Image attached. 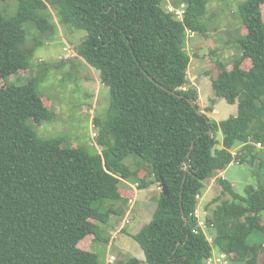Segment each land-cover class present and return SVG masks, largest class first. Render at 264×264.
I'll return each mask as SVG.
<instances>
[{
	"label": "trees",
	"instance_id": "16d2710c",
	"mask_svg": "<svg viewBox=\"0 0 264 264\" xmlns=\"http://www.w3.org/2000/svg\"><path fill=\"white\" fill-rule=\"evenodd\" d=\"M16 1L14 14L0 9V82H6L0 86V264H101L79 244L90 235L108 241L98 225H108L120 213L116 206L129 202L120 184L131 179L139 190L163 181L169 196L160 193L152 222L134 236L145 260L116 264H207L215 249L229 264H261L264 183L242 195L220 175L233 163L256 161L257 145L264 147V0L240 6L241 56L231 68L218 61L211 77L212 104L238 105L236 116L220 122L188 87V32L208 35L209 0H182L183 21L167 11L166 0ZM49 6L59 9L64 25L87 33L78 54L110 90L105 121L94 120L101 151L40 137L34 125L52 120L38 90L42 78L9 82L32 67L36 49L26 48L28 26L55 32ZM130 155L141 159L136 170L125 164ZM212 179L231 198L213 210L206 206L210 243L193 214Z\"/></svg>",
	"mask_w": 264,
	"mask_h": 264
},
{
	"label": "rangeland",
	"instance_id": "374dc122",
	"mask_svg": "<svg viewBox=\"0 0 264 264\" xmlns=\"http://www.w3.org/2000/svg\"><path fill=\"white\" fill-rule=\"evenodd\" d=\"M181 1L166 0L164 7L177 6ZM246 1L209 0L208 14L204 19L209 29L208 35L188 36L186 44V50L192 57L188 69L190 80L188 87L201 88V93L197 89L199 105L204 112L208 108L216 107L218 112L207 111L206 114L217 122L227 120L238 112L237 104L230 105L223 99H216V104L213 105L212 99L213 97L215 99V96L210 84L211 77L214 74L218 75V61L231 68L241 56L236 39L245 34L246 27L240 18L239 9ZM17 7L16 0H0V9L8 15L14 14ZM262 11L264 16V6ZM47 13L55 26V32L42 33L33 24L28 26L26 48L36 49L32 67L27 71H20L11 77L9 82L25 85L32 78H42L38 90L52 113V120L41 126L34 125L40 137L45 139L63 137L67 147H94L101 151L96 143L99 129L95 127L94 120L99 118L102 122L105 121L110 108V90L102 84L100 72L78 54V48L87 38V33L64 25L57 7L49 6ZM207 72H211V75L208 76ZM0 86L5 87L6 82H0ZM218 140L220 144L217 148L222 149L221 133ZM259 146H257L259 158L256 161L233 163L224 172L225 179L239 194L243 195L247 186L258 187L264 183V165L261 166L262 160L264 164V147L260 149ZM140 163L141 159L136 155H130L125 160V164L133 170H136ZM150 172V168L145 165L142 175L148 179L151 176ZM135 185L133 179L120 184L122 189H130L134 193L128 198L127 204L121 203L116 206L121 212L112 216L108 225H98L100 237L108 241H100L95 235H90L79 244L82 250L98 254L101 264H116L131 257L145 260V254L134 236L152 222L157 206L156 198L162 191L157 182L142 191ZM203 198V206L209 205L213 210L222 203V200L231 197L222 196V187L217 183V179H212L206 184ZM218 198L221 200L212 205ZM262 216L264 219V212ZM255 243L256 240L252 236L250 244ZM260 263L264 264V253Z\"/></svg>",
	"mask_w": 264,
	"mask_h": 264
},
{
	"label": "built area",
	"instance_id": "2783aa9c",
	"mask_svg": "<svg viewBox=\"0 0 264 264\" xmlns=\"http://www.w3.org/2000/svg\"><path fill=\"white\" fill-rule=\"evenodd\" d=\"M169 13L174 14L175 18L179 21H183L185 15L186 5L184 3L179 6L168 5L166 7ZM189 36L194 37V33L188 32ZM234 155L236 152L233 153ZM160 189L162 191V186L160 185ZM203 196H197L198 205L194 211V218L197 220L198 226L200 230H202L208 237V241L210 243L213 242V237L209 234V224L207 218L209 217V211L205 206H203ZM207 264H229L227 260V256L225 254H221L219 252L214 251L213 256L208 260Z\"/></svg>",
	"mask_w": 264,
	"mask_h": 264
},
{
	"label": "crops",
	"instance_id": "0c3cea01",
	"mask_svg": "<svg viewBox=\"0 0 264 264\" xmlns=\"http://www.w3.org/2000/svg\"><path fill=\"white\" fill-rule=\"evenodd\" d=\"M192 62V61H191ZM199 78V77H198ZM194 79V78H193ZM212 86V80H211V84H210V87ZM197 89L200 91V93H201V88L198 86L197 87ZM213 95H214V93H213ZM213 99H214V97H213ZM233 106H235V105H233ZM238 106V105H237ZM200 107H201V105H200ZM213 112H218V110L216 109V107L213 109ZM238 113V112H237ZM237 115V114H236ZM235 115V116H236ZM258 146V145H257ZM260 147V149L262 148L261 146H259ZM225 172V171H224ZM224 172L223 173H221V177L222 178H224L225 179V177H224ZM136 186V185H135ZM121 191H122V194H123V196H124V198L125 199H127L128 200V198L134 193V192H132V190H126V189H122L121 188ZM140 191H142V190H140ZM120 211V210H119ZM121 212V211H120ZM214 251H216V252H218L216 249L214 250ZM140 260H142V259H140ZM144 261V260H143Z\"/></svg>",
	"mask_w": 264,
	"mask_h": 264
},
{
	"label": "water",
	"instance_id": "95a60500",
	"mask_svg": "<svg viewBox=\"0 0 264 264\" xmlns=\"http://www.w3.org/2000/svg\"><path fill=\"white\" fill-rule=\"evenodd\" d=\"M175 94V93H174ZM193 108H196L195 104L193 102H190ZM199 113H202L200 110H198ZM210 134L213 136V131L210 132ZM189 167L186 169L188 171ZM162 193H164L165 196H169V190L165 182L162 181ZM184 220L187 222V219L184 216Z\"/></svg>",
	"mask_w": 264,
	"mask_h": 264
}]
</instances>
